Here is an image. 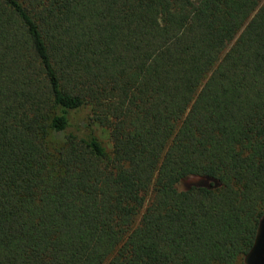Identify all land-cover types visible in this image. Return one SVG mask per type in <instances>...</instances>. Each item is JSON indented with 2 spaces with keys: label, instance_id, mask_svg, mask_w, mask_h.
Returning <instances> with one entry per match:
<instances>
[{
  "label": "trees",
  "instance_id": "16d2710c",
  "mask_svg": "<svg viewBox=\"0 0 264 264\" xmlns=\"http://www.w3.org/2000/svg\"><path fill=\"white\" fill-rule=\"evenodd\" d=\"M263 218L264 0H0V264H248Z\"/></svg>",
  "mask_w": 264,
  "mask_h": 264
},
{
  "label": "rangeland",
  "instance_id": "374dc122",
  "mask_svg": "<svg viewBox=\"0 0 264 264\" xmlns=\"http://www.w3.org/2000/svg\"><path fill=\"white\" fill-rule=\"evenodd\" d=\"M73 117H74V121L77 124L81 125L84 128L91 129L96 134V136L99 138V140L101 141L103 146L106 148V150L109 153H112L113 143L111 141L109 129L99 125L94 120V116L92 114L91 108H89V107L82 108V109L78 110L77 112H75L73 114ZM40 126L43 129L48 130L49 134L53 138H55L57 140L63 139L62 133L56 132V131L51 129L49 121H47V120L43 121ZM209 181H210V179H205L202 177H191L189 179L188 183H191V184L192 183L208 184ZM262 251H264V246L262 247ZM260 257H263V255H261ZM256 259H257V261H260L259 257Z\"/></svg>",
  "mask_w": 264,
  "mask_h": 264
},
{
  "label": "water",
  "instance_id": "95a60500",
  "mask_svg": "<svg viewBox=\"0 0 264 264\" xmlns=\"http://www.w3.org/2000/svg\"><path fill=\"white\" fill-rule=\"evenodd\" d=\"M263 246H264V218L261 220L260 232L257 243L247 258L248 264H264V251H262ZM261 255H263V257H260ZM258 257L260 258V261H257L256 258Z\"/></svg>",
  "mask_w": 264,
  "mask_h": 264
}]
</instances>
